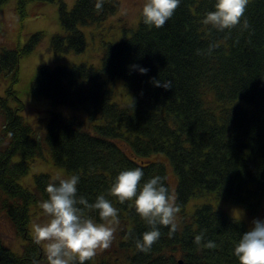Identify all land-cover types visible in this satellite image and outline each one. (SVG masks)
I'll list each match as a JSON object with an SVG mask.
<instances>
[{"label": "trees", "instance_id": "16d2710c", "mask_svg": "<svg viewBox=\"0 0 264 264\" xmlns=\"http://www.w3.org/2000/svg\"><path fill=\"white\" fill-rule=\"evenodd\" d=\"M8 0H0V8ZM55 1V0H42ZM28 0H19L24 14ZM215 0H180L173 16L162 28L147 26L141 19L131 36L109 43L102 68L78 63L51 67L41 64L31 84L37 97L53 105L82 107L93 131L77 116L52 110L45 133L51 156L71 175L79 176L77 196L90 202L103 193L118 209L117 234L121 246L131 250L125 264H238L232 254L246 225L211 203H203L193 215L186 211L192 197L215 194L231 198L251 209L264 195V0H248L242 23L218 31L203 23ZM75 0L68 8L59 0L63 33H56L52 48L62 54L84 51L86 36L80 24H101L115 14L118 0ZM246 21L247 26H244ZM33 33L17 48L0 46V75L11 73L19 80L20 59L42 41ZM138 67L148 69L140 74ZM122 77L134 93L128 104L112 100L113 89L102 77ZM160 81L170 87L154 86ZM17 101L13 107L0 97L5 123L0 136V214H6L25 241L21 253L0 237V264H48L43 246L30 232L32 207L47 198L46 186L54 182L48 173L35 175V188L20 183L43 141L19 110L25 104L13 86L7 88ZM20 153L22 158L14 160ZM168 165L176 176L175 229L158 225L161 236L150 251L141 252L135 240L151 230L136 213L132 201L121 203L108 195L114 177L139 167L144 180L154 175L168 180ZM58 183V180H55ZM102 221L95 212H85ZM191 215V216H190ZM202 239L197 242L196 237ZM212 241L215 247H207ZM93 258L85 264H108Z\"/></svg>", "mask_w": 264, "mask_h": 264}, {"label": "rangeland", "instance_id": "374dc122", "mask_svg": "<svg viewBox=\"0 0 264 264\" xmlns=\"http://www.w3.org/2000/svg\"><path fill=\"white\" fill-rule=\"evenodd\" d=\"M119 8L115 14L110 15L101 24H80L79 28L86 36L87 45L84 51H70L67 53H56L51 45L54 34L63 33L64 28L60 21L59 0L42 1L28 0L25 5L24 14L19 9V0H8L0 8V46L17 48L25 45L30 36L35 32H43L42 41L28 55L23 56L19 62V80L12 81L11 73L0 75V97H7L11 106L16 105V100L8 93L7 88L13 86L18 96L24 102L25 107L19 110L23 118L32 123L36 129L37 136L43 141L42 154L36 157L28 174L20 179V183L25 187L34 190L35 175L38 173H48L53 178L61 179L71 176L65 166L54 162L48 144L45 142V133L50 120L52 110H58L66 115L77 116L85 123V127L93 131L92 124L100 121H90L87 112L82 107H74L70 104L53 105L48 97H37L31 91V84L34 80L37 68L41 64L51 67L59 65H73L78 63L92 64L95 68H102V58L109 43H117L123 38L131 36L137 29L142 19L141 10L145 0H118ZM68 8H72L75 0H65ZM102 77L108 80V85L113 89L112 100L121 104H128L134 98V93L126 85L122 77L109 79L108 73L102 71ZM5 123L3 109L0 106V136ZM21 154L14 156V160H20ZM168 180L172 185V195L175 196L177 176L168 165ZM203 203H211L224 210L231 217L242 221L248 231L252 229L253 221L264 220V195L262 204L257 209H251L237 203L231 198L217 197L215 194L192 197L186 205V211L193 215L197 206ZM190 215V216H191ZM179 213L176 218L179 219ZM47 217L42 215V209L32 207L30 221V232L33 233V225L44 223ZM103 223V221H95ZM116 231L109 248L97 250L93 257L94 263L102 259L108 260V264H125L129 262V255L132 251L125 250L121 246L123 238ZM0 237L3 242L13 251L21 253L25 241L17 233L12 221L6 214H0ZM41 245L45 249V243Z\"/></svg>", "mask_w": 264, "mask_h": 264}, {"label": "clouds", "instance_id": "9594fccd", "mask_svg": "<svg viewBox=\"0 0 264 264\" xmlns=\"http://www.w3.org/2000/svg\"><path fill=\"white\" fill-rule=\"evenodd\" d=\"M247 3L248 0H215L213 10L205 15L203 23L218 31L230 30L242 23ZM179 4L180 0H145L141 10L143 23L162 28ZM94 7L102 9V0H96ZM243 23L246 27V21ZM138 71L143 75L148 69L138 67ZM153 84L170 88L160 81H153ZM143 177L144 171L139 167L120 171L114 177L108 195L121 203L132 201L135 213L151 226L150 231L135 240L136 248L147 252L161 236L158 225L175 229L174 220L180 208L175 203V196L169 193L164 177L154 175L141 183ZM79 180L77 175L54 178V182L45 188L47 198L38 204L47 219L42 224H34L33 233L37 244L45 243L48 264H85L97 250L107 249L112 243L115 225L119 223L118 209L103 193L92 202L77 196ZM86 211L95 212L103 223L95 222L85 214ZM253 225L234 245L232 254L238 264H264V220H254ZM195 239L199 242L202 237ZM206 246L216 245L209 241Z\"/></svg>", "mask_w": 264, "mask_h": 264}]
</instances>
